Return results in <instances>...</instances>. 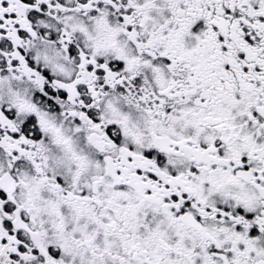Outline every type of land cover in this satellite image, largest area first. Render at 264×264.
<instances>
[{"label": "snow or ice", "instance_id": "obj_1", "mask_svg": "<svg viewBox=\"0 0 264 264\" xmlns=\"http://www.w3.org/2000/svg\"><path fill=\"white\" fill-rule=\"evenodd\" d=\"M0 264H264V0H0Z\"/></svg>", "mask_w": 264, "mask_h": 264}]
</instances>
